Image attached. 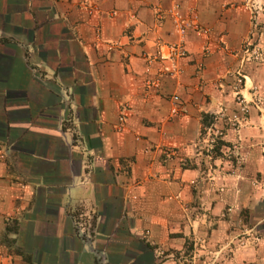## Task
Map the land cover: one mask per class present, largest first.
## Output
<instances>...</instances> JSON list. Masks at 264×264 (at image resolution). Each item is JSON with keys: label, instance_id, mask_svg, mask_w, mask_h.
Instances as JSON below:
<instances>
[{"label": "crops", "instance_id": "1", "mask_svg": "<svg viewBox=\"0 0 264 264\" xmlns=\"http://www.w3.org/2000/svg\"><path fill=\"white\" fill-rule=\"evenodd\" d=\"M245 1L0 0V264H264V10L253 29ZM174 4L209 34L168 75Z\"/></svg>", "mask_w": 264, "mask_h": 264}, {"label": "built area", "instance_id": "2", "mask_svg": "<svg viewBox=\"0 0 264 264\" xmlns=\"http://www.w3.org/2000/svg\"><path fill=\"white\" fill-rule=\"evenodd\" d=\"M259 2V1H258ZM81 6L89 16L101 15L102 11L98 0H82ZM247 10L250 11V21L252 23L253 29L257 26L256 18L257 13L259 11L264 10V0L256 3L254 0L245 1V5ZM109 16H114L115 12L111 11L108 13ZM166 14L171 18V22L174 28L175 35L178 39L177 43L169 46V56L166 58L171 66V69H166L165 71H160V73H166L168 75H173L174 73H180L177 68V62L182 58L187 56V51L185 49V39L189 32H193L198 37H206L209 34L208 28L202 27L193 16L186 17L180 11V6L178 4H174ZM253 31H251L250 35L243 42L241 46L240 52L243 54L244 58L250 60L251 62H259L262 57V49L260 45L253 40ZM207 54V50H204ZM160 59L162 57L160 56ZM163 60V59H162ZM173 71V72H172ZM173 73V74H172ZM232 79V91L234 93L235 103L238 105V111L232 114L228 120L232 124V126L237 128L239 124L244 121L245 115L248 113V105L251 100H248L246 96L242 93L245 89L250 92L253 89L252 85L241 73H234L230 75ZM158 83V78L154 80L153 83H150V87H156ZM250 84V85H249ZM174 107L172 109V114H176L178 112V106L176 105L179 102L178 96H174ZM124 122V117L120 116L118 131L122 128V123ZM220 134L215 133V136L218 137ZM236 147L228 149L229 156H236Z\"/></svg>", "mask_w": 264, "mask_h": 264}, {"label": "trees", "instance_id": "3", "mask_svg": "<svg viewBox=\"0 0 264 264\" xmlns=\"http://www.w3.org/2000/svg\"><path fill=\"white\" fill-rule=\"evenodd\" d=\"M203 123L204 124H208V122H207V117H205L204 119H203ZM95 264H100L99 262H96Z\"/></svg>", "mask_w": 264, "mask_h": 264}, {"label": "rangeland", "instance_id": "4", "mask_svg": "<svg viewBox=\"0 0 264 264\" xmlns=\"http://www.w3.org/2000/svg\"><path fill=\"white\" fill-rule=\"evenodd\" d=\"M250 85V84H249ZM210 121H212V118L211 119H209V120H207V122H208V124H210L211 122ZM213 123V122H212Z\"/></svg>", "mask_w": 264, "mask_h": 264}]
</instances>
